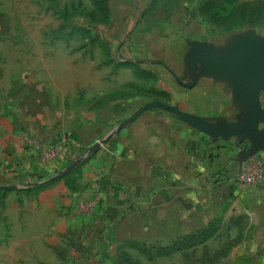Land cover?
I'll use <instances>...</instances> for the list:
<instances>
[{
	"label": "rangeland",
	"instance_id": "1",
	"mask_svg": "<svg viewBox=\"0 0 264 264\" xmlns=\"http://www.w3.org/2000/svg\"><path fill=\"white\" fill-rule=\"evenodd\" d=\"M253 39H264V0H0V264H252L244 237L219 225L187 238L150 231L100 242L70 262L30 204L31 179L9 171V153L31 115L52 128L115 91L144 100L125 111L135 115L188 89L202 70L196 51L209 45L227 58Z\"/></svg>",
	"mask_w": 264,
	"mask_h": 264
},
{
	"label": "crops",
	"instance_id": "2",
	"mask_svg": "<svg viewBox=\"0 0 264 264\" xmlns=\"http://www.w3.org/2000/svg\"><path fill=\"white\" fill-rule=\"evenodd\" d=\"M182 74L187 75L184 70ZM195 79L188 89L178 86L180 95L170 92L169 100L156 101L219 127L245 119L241 103L232 99L229 78L200 70ZM205 83L210 86L204 89ZM135 97L138 93L117 99L115 91L94 112L52 128L32 115L23 120L26 136L67 137L61 156L47 165L38 162L22 138L9 153L15 156L9 171L31 179L23 188L29 190L38 216L49 222L50 237L77 263L81 253L100 242L144 237L150 231L187 238L219 225L237 229L252 264H264V184L240 193L233 183L252 149L249 139L209 136L157 107L134 118L125 111L144 101L131 99ZM121 100L125 104L120 110ZM260 100L264 110V90ZM1 156H8L4 148ZM80 200L94 205L81 212L76 207ZM81 241L84 247L78 246Z\"/></svg>",
	"mask_w": 264,
	"mask_h": 264
},
{
	"label": "water",
	"instance_id": "3",
	"mask_svg": "<svg viewBox=\"0 0 264 264\" xmlns=\"http://www.w3.org/2000/svg\"><path fill=\"white\" fill-rule=\"evenodd\" d=\"M195 64H200L202 70L211 75L218 74L230 79L233 90V101L241 103L245 119L240 122L223 124L222 127L189 115L178 108L154 101L144 106L134 118L144 110L162 108L178 116L188 125L212 137L247 138L252 149L246 158L256 155L259 150L264 151V110L261 106L260 95L264 90V39L245 41L237 46V52L227 58H221L213 48L206 45L202 50L195 52ZM201 70V69H200ZM100 143L94 144L92 151Z\"/></svg>",
	"mask_w": 264,
	"mask_h": 264
},
{
	"label": "built area",
	"instance_id": "4",
	"mask_svg": "<svg viewBox=\"0 0 264 264\" xmlns=\"http://www.w3.org/2000/svg\"><path fill=\"white\" fill-rule=\"evenodd\" d=\"M54 136L48 140H40L25 136L23 142L26 149L41 163L48 164L61 156L62 143L67 137ZM234 188L240 193L252 192L264 184V152L246 158L240 162L239 170L233 179ZM93 202L78 201L77 209L81 212L91 209Z\"/></svg>",
	"mask_w": 264,
	"mask_h": 264
},
{
	"label": "trees",
	"instance_id": "5",
	"mask_svg": "<svg viewBox=\"0 0 264 264\" xmlns=\"http://www.w3.org/2000/svg\"><path fill=\"white\" fill-rule=\"evenodd\" d=\"M39 162V161H38ZM40 163V162H39Z\"/></svg>",
	"mask_w": 264,
	"mask_h": 264
}]
</instances>
